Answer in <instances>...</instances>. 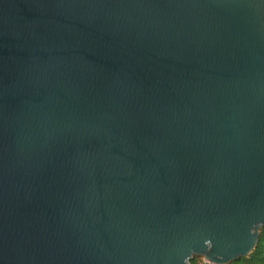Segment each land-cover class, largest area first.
Returning a JSON list of instances; mask_svg holds the SVG:
<instances>
[{"label":"water","instance_id":"obj_1","mask_svg":"<svg viewBox=\"0 0 264 264\" xmlns=\"http://www.w3.org/2000/svg\"><path fill=\"white\" fill-rule=\"evenodd\" d=\"M264 227V0H0V264H229Z\"/></svg>","mask_w":264,"mask_h":264},{"label":"trees","instance_id":"obj_2","mask_svg":"<svg viewBox=\"0 0 264 264\" xmlns=\"http://www.w3.org/2000/svg\"><path fill=\"white\" fill-rule=\"evenodd\" d=\"M199 260L195 256L190 260L189 264H198ZM230 264H264V227L259 231L258 240L252 252L246 257L231 261Z\"/></svg>","mask_w":264,"mask_h":264},{"label":"rangeland","instance_id":"obj_3","mask_svg":"<svg viewBox=\"0 0 264 264\" xmlns=\"http://www.w3.org/2000/svg\"><path fill=\"white\" fill-rule=\"evenodd\" d=\"M196 257L200 259L199 262H198V264H202V262H203V258L200 257V256H196ZM229 264H230V263H229Z\"/></svg>","mask_w":264,"mask_h":264},{"label":"built area","instance_id":"obj_4","mask_svg":"<svg viewBox=\"0 0 264 264\" xmlns=\"http://www.w3.org/2000/svg\"><path fill=\"white\" fill-rule=\"evenodd\" d=\"M202 264H213V263H210V262H208V261H206V260L203 259Z\"/></svg>","mask_w":264,"mask_h":264}]
</instances>
